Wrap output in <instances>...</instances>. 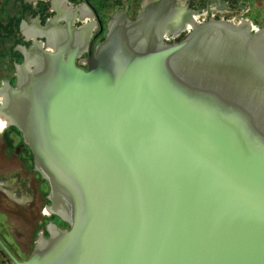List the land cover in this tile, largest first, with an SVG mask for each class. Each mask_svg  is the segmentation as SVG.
<instances>
[{"label": "water", "instance_id": "1", "mask_svg": "<svg viewBox=\"0 0 264 264\" xmlns=\"http://www.w3.org/2000/svg\"><path fill=\"white\" fill-rule=\"evenodd\" d=\"M57 2L0 121L69 226L48 222L22 259L0 240L14 264H264V26L145 0L91 48L88 6Z\"/></svg>", "mask_w": 264, "mask_h": 264}, {"label": "flooded vegetation", "instance_id": "2", "mask_svg": "<svg viewBox=\"0 0 264 264\" xmlns=\"http://www.w3.org/2000/svg\"><path fill=\"white\" fill-rule=\"evenodd\" d=\"M145 0H58L57 5L63 10L88 6L85 21L98 20V26L93 31L91 48L101 41L107 31V22L116 8L128 9L129 16L134 18ZM261 1V0H251ZM55 0H46V5L35 11L29 18V23L20 28L11 29L12 34L0 43V87L4 81L14 85L16 82L17 58L23 61L24 55L16 48V40L29 47L34 38L44 42L46 38L39 36L38 26L45 25L51 20L57 10ZM189 10L196 11L200 22L210 17L238 22L250 19L256 26H264V11L255 9L245 0H186ZM39 8L37 5L32 6ZM260 15H258V14ZM263 13V16L261 15ZM60 20L58 24H63ZM82 21L76 20L79 26ZM102 31L99 33V31ZM97 33L98 36L94 37ZM187 34L182 31L178 36L169 37L168 42L182 39ZM28 39V40H27ZM1 102V101H0ZM29 147L24 144L21 132L12 125L0 121V240L18 258L28 257L33 250L39 233L48 236L46 225L55 222L60 227H68V223L55 214H48L45 206L50 204L48 199L49 184L41 174L34 169L33 157ZM0 242V263L14 264L13 258Z\"/></svg>", "mask_w": 264, "mask_h": 264}, {"label": "rangeland", "instance_id": "3", "mask_svg": "<svg viewBox=\"0 0 264 264\" xmlns=\"http://www.w3.org/2000/svg\"><path fill=\"white\" fill-rule=\"evenodd\" d=\"M255 9V12L260 11L259 7L264 11V0L251 1L245 0ZM37 5L39 8L32 6ZM46 5V0H0V43L5 38L12 34L11 29L20 28L21 25L29 23V18L37 9H41ZM258 14V13H257ZM259 15V14H258ZM263 16V13H261ZM260 16V15H259ZM28 40V39H27ZM22 40H16V48H19L24 55V49L29 47L21 44ZM21 58H17L16 65L22 63ZM32 157V155H30ZM31 162H33L31 160Z\"/></svg>", "mask_w": 264, "mask_h": 264}]
</instances>
